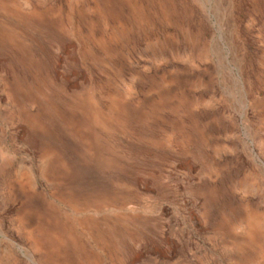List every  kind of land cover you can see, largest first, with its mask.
<instances>
[{
  "label": "rangeland",
  "instance_id": "1",
  "mask_svg": "<svg viewBox=\"0 0 264 264\" xmlns=\"http://www.w3.org/2000/svg\"><path fill=\"white\" fill-rule=\"evenodd\" d=\"M0 264H264V0H0Z\"/></svg>",
  "mask_w": 264,
  "mask_h": 264
}]
</instances>
